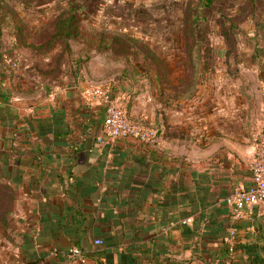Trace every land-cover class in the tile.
<instances>
[{
    "label": "crops",
    "instance_id": "crops-1",
    "mask_svg": "<svg viewBox=\"0 0 264 264\" xmlns=\"http://www.w3.org/2000/svg\"><path fill=\"white\" fill-rule=\"evenodd\" d=\"M247 55L227 60V67L214 60L188 97L174 96L171 84H113L112 96L123 97L130 115L157 132L153 142L101 141V107L76 97L87 85L75 76L65 78L56 107L36 111L41 121L20 112L10 130L18 116L9 117L13 110L3 103L8 136L18 145L8 151L6 178L25 200L15 214V237H7L19 240L15 258L23 264H264V202L238 218L226 203L233 190L252 185L249 165L264 135V73L254 53ZM70 60L75 68L77 59ZM162 90L163 96L154 94ZM17 158L29 160L25 169ZM77 247L80 255L72 252Z\"/></svg>",
    "mask_w": 264,
    "mask_h": 264
},
{
    "label": "rangeland",
    "instance_id": "rangeland-1",
    "mask_svg": "<svg viewBox=\"0 0 264 264\" xmlns=\"http://www.w3.org/2000/svg\"><path fill=\"white\" fill-rule=\"evenodd\" d=\"M206 1L208 0H1L0 69L5 70L7 75L0 76V81L3 80L0 92L8 95L10 107H7L13 110L9 117L14 114L18 116L17 120H12L10 130H15L13 127L21 118L20 112L27 114L25 119L36 118L41 121L42 118L37 116L36 111L41 109L46 113L48 109L49 112L55 103H59L58 99L65 97V78L75 76L76 80L81 79L87 85L76 97L83 99L85 103L99 105V112L104 118L107 115L105 103L100 98L96 99L92 92L100 88L109 89L118 83L119 76L123 78L127 66L141 67L140 70L145 71L144 73L150 68L152 77L160 78L165 83L167 80L175 82L179 78L177 75L184 72V63L179 59L186 45L187 22L193 20L195 6L202 8V28L214 49L215 64L219 63L220 67L224 63L227 67V60L231 58L253 54L249 38L255 32L264 37V0H214L208 9L203 7ZM70 15L75 16L79 29L75 31L77 35H94L99 34L102 29L122 28L127 31L121 35L138 34L148 42L126 43L123 46L119 43L114 45L117 49L110 48L113 51L109 53H96L95 49H90L93 46L84 42L85 39H69L62 35L66 34L65 31L58 32L60 23ZM114 51L119 53L121 60L115 59L114 54H118ZM128 52L132 55L131 63L127 62ZM80 58L85 60L78 62L73 68L70 59ZM168 65L165 76L163 66L167 68ZM39 67L43 69L42 73L38 70ZM74 70H78L76 75L71 73ZM141 74H136L135 78L139 82H148L149 78H142ZM171 92L178 96L175 91ZM146 93L143 91L144 95ZM160 93L157 91L154 94L161 96ZM73 95L75 94L72 93ZM120 100L129 121L153 129L144 118L131 116L127 102L123 101V97ZM8 108H5L6 111ZM65 113L66 119L71 120V110L67 108ZM28 125L31 124H27V129ZM102 127L103 124L100 127L101 133ZM156 136L157 132L155 139ZM3 170L0 165V264H23L14 256V252H18L15 248L19 244L18 238L10 242L7 236L15 237L13 229L18 220L15 214L21 210L25 200L21 197L23 194L19 186L9 181Z\"/></svg>",
    "mask_w": 264,
    "mask_h": 264
},
{
    "label": "trees",
    "instance_id": "trees-1",
    "mask_svg": "<svg viewBox=\"0 0 264 264\" xmlns=\"http://www.w3.org/2000/svg\"><path fill=\"white\" fill-rule=\"evenodd\" d=\"M1 2V0H0ZM214 0H208L206 1V3L203 5L204 8H210L213 5ZM1 8L2 6L0 5V12H1ZM202 8L200 7H194V18L191 22H187L188 26H187V37H186V45L183 48L181 57L179 59V61H183L184 63V72H182V74H179L177 76H179V78L175 81V82H163L160 78L157 77H152V73L150 71V68L146 70V73L142 72L140 70L141 67H129L127 66L125 72L123 73V78L121 77V75L118 78V81H131V80H137L135 78V75L138 73H142L141 75H143L142 78H149V82L151 84H157V85H161V84H171L173 91H175L176 93H178V95H182L183 97H188V96H192L195 93V88L198 84L201 83V79L205 78L206 76H208L207 73H210V68L213 64L214 61V49L212 48L208 35H206L203 31L204 28H202V23H201V19L203 18L200 13H202L200 10ZM79 30L77 23H75V16L74 15H70L64 18V20L60 23V25L58 26V32L60 31H65L66 34H62L64 35L66 38H74L76 40L78 39H85L84 42H87L88 45L93 46L92 48L90 47V49H95L96 53H109L113 50H110V48H114V45L116 44H122V46L124 44H131V43H142V42H148L147 39L145 37H142L138 34H128L125 33V35H121V33L126 32L127 30H122V28L120 29H102L100 30L101 32L95 33L94 35H91V33L89 34H83V35H77L75 34V31ZM113 30V31H110ZM110 31V32H109ZM121 31V32H119ZM113 32V33H112ZM113 34V35H112ZM252 45H253V51H254V56L256 57V59H259L260 62V66L261 69L264 73V37H260L258 32H255V35L253 37L249 38ZM117 49V48H114ZM122 50V48H120ZM91 51V50H90ZM118 54V56L116 54H114L115 59L117 61H119V59L121 60V56L119 55V53L117 51H114ZM129 53V52H128ZM128 59L127 62L131 63L132 61V55H130V53L128 54ZM85 59L80 58L79 60H77L78 62H82ZM138 60V59H136ZM163 64H165V62H163ZM169 64V62L167 63ZM146 64H144L145 66ZM137 68V70H136ZM169 68V65L167 68H165L163 66V75L166 76V72L167 69ZM5 70H1L0 69V76L5 75ZM164 76V77H165ZM137 77V76H136ZM169 79V78H168ZM119 81V82H120ZM2 82L0 81V86H1ZM164 93H166L164 90L161 91L160 95L163 96ZM175 96V95H174ZM177 97V96H176ZM8 100V95L4 94L3 92H0V165L3 167V172L5 173L4 176L7 177V169H5V166H7L9 163H11V155L8 153L9 149L11 148H15L16 145L15 141L16 139H12L9 138V134L7 133L8 130V115H7V111H5V108H1L4 107L3 103L7 102ZM2 104V105H1ZM63 146V145H62ZM17 155H23L20 152H17ZM22 158V156H21ZM24 163L25 166H23V169L26 168L27 164L29 163V160H24L22 161L20 158H17V166L19 168L20 165H22ZM23 169H18V171H20L19 173H23L25 174L26 171ZM18 173V174H19ZM17 177V176H16ZM14 179V176L12 177V181ZM15 180V179H14ZM13 184L16 185L13 181ZM234 191V190H233ZM217 225V224H216ZM221 229V225H218V230ZM207 230V229H205ZM217 230V231H218ZM216 230H214L216 237H219ZM219 232H223V230H220ZM219 233V234H221ZM8 237V236H7ZM227 235H224V233H222V243L225 244L227 246L228 241H227ZM224 246L225 247V251L227 253V255L231 258V256L234 254L232 251V247L230 248L229 246ZM79 250L81 248L77 247ZM215 254H219V252H213V256ZM212 256V257H213ZM205 264H209L206 263Z\"/></svg>",
    "mask_w": 264,
    "mask_h": 264
},
{
    "label": "built area",
    "instance_id": "built-area-1",
    "mask_svg": "<svg viewBox=\"0 0 264 264\" xmlns=\"http://www.w3.org/2000/svg\"><path fill=\"white\" fill-rule=\"evenodd\" d=\"M93 94L100 98L106 106V118L103 123V133L100 140L104 138L116 140L119 138L135 137L145 142L155 140L156 131L147 126L129 121L124 113L122 100L111 94V89H96ZM252 177V185L249 188L235 189L226 197V203L230 207L235 218L240 217L246 209L264 202V135L259 138V148L255 159L249 165ZM188 221V220H187ZM97 244L103 243L96 240ZM76 255L81 254V250L73 248Z\"/></svg>",
    "mask_w": 264,
    "mask_h": 264
}]
</instances>
